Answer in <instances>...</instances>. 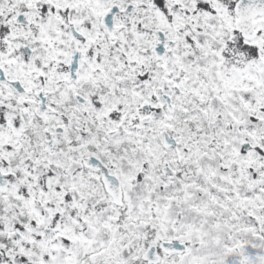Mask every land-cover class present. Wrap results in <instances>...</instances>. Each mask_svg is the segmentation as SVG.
<instances>
[{
  "label": "snow or ice",
  "instance_id": "6c2138e0",
  "mask_svg": "<svg viewBox=\"0 0 264 264\" xmlns=\"http://www.w3.org/2000/svg\"><path fill=\"white\" fill-rule=\"evenodd\" d=\"M0 264H264V0H0Z\"/></svg>",
  "mask_w": 264,
  "mask_h": 264
}]
</instances>
